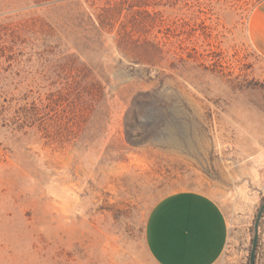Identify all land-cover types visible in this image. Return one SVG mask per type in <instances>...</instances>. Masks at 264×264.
I'll list each match as a JSON object with an SVG mask.
<instances>
[{"label": "rangeland", "instance_id": "374dc122", "mask_svg": "<svg viewBox=\"0 0 264 264\" xmlns=\"http://www.w3.org/2000/svg\"><path fill=\"white\" fill-rule=\"evenodd\" d=\"M41 1L0 0V264H155L148 216L181 190L225 206L232 239L218 264H249L264 58L248 19L264 0H145L135 13L137 0ZM78 82L105 96L79 97ZM150 102L154 123L132 147L126 113L136 103L145 120ZM242 210L250 225L236 233Z\"/></svg>", "mask_w": 264, "mask_h": 264}, {"label": "crops", "instance_id": "0c3cea01", "mask_svg": "<svg viewBox=\"0 0 264 264\" xmlns=\"http://www.w3.org/2000/svg\"><path fill=\"white\" fill-rule=\"evenodd\" d=\"M248 37L264 58V1L250 14ZM236 233L246 232L252 210H242ZM225 206L212 194L181 190L159 200L148 216L145 243L155 264H218L232 239Z\"/></svg>", "mask_w": 264, "mask_h": 264}, {"label": "trees", "instance_id": "16d2710c", "mask_svg": "<svg viewBox=\"0 0 264 264\" xmlns=\"http://www.w3.org/2000/svg\"><path fill=\"white\" fill-rule=\"evenodd\" d=\"M40 3H42L41 0H7V2H5V5H9L12 8H18L22 5L30 6L32 4H37V6H39ZM148 3L149 2L145 1V0H137L136 2L131 1L129 3V7H131L130 9L134 13L140 12V11H144V8H146L150 5ZM79 6H80V4H78V7ZM82 11L84 12V14L86 13L85 10H83V8L79 7L78 12H82ZM88 72H90V71H88ZM77 84L78 85L76 88H77V93H78L79 97L85 96V95H89L91 97H103V96H105V87L96 86L95 84H93L91 82H90V84H87L86 86L82 85V83H79V82ZM36 108H37L36 110L39 111L40 108L39 107H36ZM142 111H143L142 112L143 116L146 117L145 120L140 119V115H139V111L136 107V103H135V105L133 103V105L128 109L126 116H125L126 141L132 147L139 146V145L145 143V141H146V139L144 138L145 132H143V131L138 132L137 126L141 124L144 127H146L147 129H150L154 123V117H155L154 115L155 114H154V108L151 106V102H150V105H149V103H147ZM263 202H264V197H263Z\"/></svg>", "mask_w": 264, "mask_h": 264}, {"label": "water", "instance_id": "95a60500", "mask_svg": "<svg viewBox=\"0 0 264 264\" xmlns=\"http://www.w3.org/2000/svg\"><path fill=\"white\" fill-rule=\"evenodd\" d=\"M263 215H264V202L260 206V209L256 216L252 248H251L250 257H249V264H256V261H257V250H258L259 239H260V224H261Z\"/></svg>", "mask_w": 264, "mask_h": 264}]
</instances>
